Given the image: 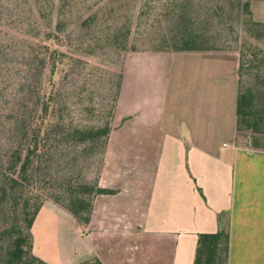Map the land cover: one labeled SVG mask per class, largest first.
<instances>
[{
	"label": "crops",
	"instance_id": "obj_1",
	"mask_svg": "<svg viewBox=\"0 0 264 264\" xmlns=\"http://www.w3.org/2000/svg\"><path fill=\"white\" fill-rule=\"evenodd\" d=\"M237 63L227 48L126 51L95 176L114 191L65 229L42 226L41 205L33 251L50 264H191L196 233L222 226L226 264H264V145L235 128Z\"/></svg>",
	"mask_w": 264,
	"mask_h": 264
},
{
	"label": "rangeland",
	"instance_id": "obj_2",
	"mask_svg": "<svg viewBox=\"0 0 264 264\" xmlns=\"http://www.w3.org/2000/svg\"><path fill=\"white\" fill-rule=\"evenodd\" d=\"M206 1L219 5V11L212 17L210 43L217 48L235 49L237 53L241 50L244 52V60L255 56L253 61L240 71V82L241 89H249L252 99L255 102L260 101L264 92V30L260 32L259 37L249 36L241 24L243 15L236 20L235 8L231 12L224 11L230 6L229 0ZM44 2L51 5L47 17L52 29L50 36L53 42L50 44L79 59L73 74L63 75L61 78L63 82L58 97V120L62 123L97 125L106 124L107 109L112 103L123 54L129 50L156 47L159 43L158 33L164 30L166 22L170 19L167 9L170 6L175 8L180 0H0L2 158L6 143L10 140L6 121L13 116L16 109L28 110L29 106L26 108V105L30 104L36 89L37 76L32 71L33 63L29 50L36 42H41V30L47 26L39 15V7ZM204 2L205 0H199L200 10ZM248 6L250 11L251 8L254 11L251 12L252 18H264V0H249ZM93 13L94 23L89 28L80 29V20ZM58 14L63 18L62 23L65 22L61 33L52 28ZM225 20H231L230 27H223L220 23ZM121 25L122 28L129 26L124 48L118 47L110 39L106 40L107 32ZM92 36L101 38L93 44ZM133 47L135 49H132ZM81 67V71L88 72L85 77H81L77 72ZM239 138L246 139L243 132H239ZM258 143L264 145V138L258 139ZM49 144L41 151V168L31 170L27 186L41 194V205L51 208L50 215L45 220L46 224L43 223L42 226L65 229L64 217H70V212L60 203L63 192L62 185L59 184L60 173H77L92 183L99 168L101 152L96 148L91 151L82 148L81 143L72 147L64 144L54 147ZM41 220V217H36L34 224H31V232L36 236ZM35 251L34 248L33 252Z\"/></svg>",
	"mask_w": 264,
	"mask_h": 264
},
{
	"label": "trees",
	"instance_id": "obj_3",
	"mask_svg": "<svg viewBox=\"0 0 264 264\" xmlns=\"http://www.w3.org/2000/svg\"><path fill=\"white\" fill-rule=\"evenodd\" d=\"M229 2V8L224 11L231 12L235 8L236 20L241 14L243 15L241 24L244 31L249 36L259 37L260 32L264 30V21L251 17L249 0H229ZM175 6L167 9L170 19L166 22L164 30L158 33L159 43L150 49L217 48L210 43V35H212L210 28L213 15L219 11V5L216 6L212 1L205 0L200 10L199 0H180ZM50 7L47 2L39 7L41 21L47 26L41 30V42H36L29 50L33 63L32 71L37 76L34 95L30 104L26 105V108L28 106L29 108L26 111L16 109L13 116L6 121L10 140L6 143L4 157L0 155V264H50L32 250L31 224L42 203V196L27 186L31 178V170L36 171L41 168V151L48 143L54 147L62 144L72 147L81 143L82 148L90 151L96 148L102 152L120 83L119 72L112 103L107 109L106 124L78 125L62 123L58 120L60 113L58 97L63 82L61 78L63 75L73 74L74 66L79 59L50 44L53 42L50 36L51 24L47 19ZM62 19L58 14L52 25L58 33L65 28ZM93 23L94 13L82 18L78 27L89 28ZM220 23L223 27H230L232 22L225 20ZM128 33L129 26L124 28L122 25L115 26L107 32L106 40L110 39L118 47L124 48ZM92 38L91 42L96 44L101 37L92 36ZM243 56L244 52L239 50L236 68L235 128L238 134L243 132L247 143L257 146L258 139L264 138V92L261 100L255 102L249 89H241L240 71L255 58L253 55L244 60ZM82 68L77 72L81 77H85L88 72L81 71ZM60 175L59 184L62 185L63 191L60 203L79 224L88 220L94 193L114 191L111 188L97 186L95 179L89 183L77 173L72 174L67 171ZM227 252L226 228L221 226L214 231H199L196 233L191 264H226ZM72 264L102 263L97 256L92 255Z\"/></svg>",
	"mask_w": 264,
	"mask_h": 264
}]
</instances>
